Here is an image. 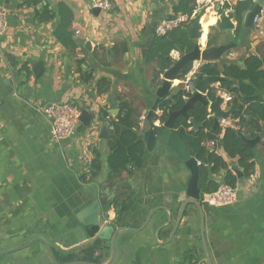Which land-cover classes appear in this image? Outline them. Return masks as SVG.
<instances>
[{"label":"crops","instance_id":"0c3cea01","mask_svg":"<svg viewBox=\"0 0 264 264\" xmlns=\"http://www.w3.org/2000/svg\"><path fill=\"white\" fill-rule=\"evenodd\" d=\"M44 1L51 9L57 10L59 3H65L71 10L73 47L56 40L53 30L57 17L38 22L34 7L23 0H0V7L8 12L7 31L0 36V251L42 237L58 258L96 242L92 259L98 264H206L195 206H187L172 232L181 203L187 197L190 171L167 147V129L156 134L157 143L152 151H146L142 167L129 176L122 175L134 195L131 208L117 222L110 204L100 219L101 226L138 228L149 211L158 208L148 223L139 231L125 228L117 233L112 260L109 242L105 240L88 239L65 246V235L78 225L81 209L95 199L105 205L107 201L103 199L107 198L110 203L111 196L101 191L108 174V136L100 137L103 128L108 135L106 120L117 114L121 102L129 101L141 114L139 132L148 129L144 117L163 76L154 62H146V51L154 40L157 22L176 15L173 5L178 0H111L110 10L97 12L88 0ZM236 1L196 0L189 26L198 17L201 28L199 38L193 40L201 50L220 45L226 49L216 58L192 62L186 76L195 79L196 70L205 61L216 63L221 69L224 63L242 66L249 55L264 60V6L252 28L243 25L248 9L236 34V21L225 6ZM254 4L252 0L251 7ZM222 11L234 24L230 41L216 25ZM171 55L180 57L177 51ZM100 78L109 81L108 89L102 93L96 90ZM184 81L185 77L176 79L171 86L176 91L184 87ZM211 90L221 100L219 110L226 113L230 106V101L224 99L227 93L219 83ZM54 102L78 104L91 116L90 124L80 123L70 137L54 141L50 124L39 110ZM103 109L108 112V119L102 118ZM208 111L214 118V111ZM155 124H160L158 119ZM255 126L246 129L247 133H257V126L261 128V139L254 146V169L249 176L217 142H203L230 168L234 167L236 175L234 203H202L204 235L212 264H264V122L255 120ZM94 150L100 155L101 169L96 177L84 181L82 177L89 169ZM225 174L226 169H219L211 178L221 183ZM163 207L172 211V221L155 236L168 217ZM83 256L78 259L90 257ZM44 257H48V252L36 241L1 256L0 264H52L42 261Z\"/></svg>","mask_w":264,"mask_h":264},{"label":"trees","instance_id":"16d2710c","mask_svg":"<svg viewBox=\"0 0 264 264\" xmlns=\"http://www.w3.org/2000/svg\"><path fill=\"white\" fill-rule=\"evenodd\" d=\"M28 5L34 7V18L38 22L51 21L58 18L55 23L53 34L59 42L67 47H73L74 41L70 33L72 22V12L65 3H59L57 10L51 9L44 0H23ZM252 0H238L233 5H227L230 8V15L236 21V34L241 28V21L244 13L251 7ZM196 7V0H178L173 5L174 14H186L192 16ZM188 25L175 27L163 36H155L153 42L146 51V62H154L157 71L167 70L175 60L171 52L177 51L180 55L192 51L195 48V41L190 37L186 28ZM192 62L186 63L177 79H183L191 70ZM205 75H221L224 78L220 81L222 90L231 96L230 105L233 107L230 116L239 120L242 128L235 129L227 126L222 127L219 123L214 125L213 118L209 116V111L200 102H195L193 107L188 110V114L200 123L196 129L192 128L184 117L178 116L174 121V131L184 143L188 153L198 162L197 186L200 195L210 193L216 190L218 182L211 178V174L219 169H226L225 183L234 184V167H229L227 162L215 151L207 149L203 142L213 140L224 150V152L237 160V166L242 170L245 176H249L254 169L255 148L247 145L243 138L255 137V131H248L247 126L256 128L255 120L264 122V60L257 55L245 57L243 65L234 63H224L219 69L216 63L208 61L203 62L196 70L194 77L202 78ZM109 81L107 78H100L96 84L98 93L105 92L108 89ZM191 95L190 91L179 87L174 94L165 99L159 106L160 115L158 120L160 124L154 127V133H161L162 123L168 116V111L179 109L186 97ZM206 99L213 101L214 93L210 90ZM105 120L108 112L100 111ZM140 111L129 101H123L119 105L117 114L106 120L108 129V148L107 158L108 174L101 191L108 192L111 196L112 205L116 221L122 214L127 212L134 203V195L130 185L123 180L122 175H131L134 171L140 169L143 164L146 149L143 141L138 139L137 133L140 131ZM264 147V141L262 142ZM101 169L100 155L93 151V158L90 161L89 169L84 181H88L97 176ZM108 202V199H103ZM96 242L87 245L80 251H71L63 253L58 259L70 261L90 256L89 259H78L95 262L92 259V253L96 249ZM57 254V253H56ZM59 257V256H58Z\"/></svg>","mask_w":264,"mask_h":264},{"label":"water","instance_id":"95a60500","mask_svg":"<svg viewBox=\"0 0 264 264\" xmlns=\"http://www.w3.org/2000/svg\"><path fill=\"white\" fill-rule=\"evenodd\" d=\"M263 6H264V0H255V4L252 7H250L245 14L243 20V25L245 27L248 28L254 27L255 25L254 17L259 14ZM92 9L95 12L100 11V9L98 8H92ZM216 25L219 30L226 32L227 39L229 41L233 39L234 35L232 30L234 29V24L231 21V18L227 14H225V12L222 11L219 14V17L216 21ZM200 28L201 27L200 24L198 23V17H196L192 22V24L186 28V31L188 32V34L192 39H198L200 36ZM198 46L199 45L196 44L195 48L192 51L180 55V57L178 59H175L172 66L168 68L166 71L161 70L163 79L161 81L160 86L157 87L153 103L150 105V108L144 117L148 125V129H146L143 132L137 133L138 139L143 141L144 147L148 152L152 151L157 143V135L154 133V127L158 126L157 124H155V121L158 119L160 115L157 114L159 111V106L165 99L169 98L172 94L176 92L172 88L171 83L177 79V76L180 73L182 67L188 62H194L198 59L208 60V59L216 58L226 49L225 45H220L217 47H209L204 50L199 49ZM223 78L224 77L221 75H205L202 78H195L194 89L191 92V95L184 99V102L179 109L174 111H168V116L166 120L162 123L163 129L169 130V133L166 136L167 147L169 148L170 151L175 153L181 161L185 163V165L188 167L190 171L189 179L187 181V186H186L187 197L181 203V206L177 214V218L173 225L172 232L176 231L181 218L186 213L187 206L188 205L195 206L200 218L199 233H200L206 264H212V262L208 253V248L204 235L205 213L202 202L200 200L201 197L200 190L197 186L199 163L194 157H192L188 153L184 143L182 142L180 137L175 133L174 121L176 117L182 116L189 123L192 124L193 129L198 128L200 126V123L197 122L188 114V110L192 108L194 103L197 101L202 103L205 107H207V109L214 111L215 114V117L213 118L214 125L218 124V119L220 117L229 116L233 108L231 105L228 107L227 112L223 113L219 110V103L221 101L220 99L215 98L213 101H208L206 99V95L211 90L212 86L216 83H220V81ZM90 120H91V116L85 110L82 109L80 115V123L84 126H88L90 124ZM107 136H108L107 131L105 128H103L100 132V137L107 138ZM260 139H261V128L259 126H257V133L255 137H253L252 139L243 138L244 142L251 147H254L260 141ZM238 175H241L239 171H238ZM109 207H110L109 202L103 205L100 203L98 199H95L94 201L86 205L83 209H81L77 214L78 225L74 227L72 230L68 231L65 235L66 236L65 241H67V243H65V246L68 247L71 244L75 246L78 245L79 243L87 241L88 239L105 240L109 242V246L111 249L110 260H112L114 256V242L117 233L125 228L132 231H139L148 223L153 213L158 209V208L151 209L143 225L138 228L124 227V226L114 227L111 225L101 226L100 219L101 217H103L105 211L109 209ZM163 208H165L168 211V217L166 222L156 230L155 236H157L160 228L170 224L172 221V211L167 207H163ZM36 241L41 242L45 246L48 252V257H44L42 261H45L47 263L51 262L52 264H98L96 262L78 260V259L60 262L55 253V250L49 245L48 241L42 237H34L29 241L23 243L22 245L4 251H0V257L13 253L17 250L26 248Z\"/></svg>","mask_w":264,"mask_h":264},{"label":"built area","instance_id":"2783aa9c","mask_svg":"<svg viewBox=\"0 0 264 264\" xmlns=\"http://www.w3.org/2000/svg\"><path fill=\"white\" fill-rule=\"evenodd\" d=\"M91 8H98L100 10H110L112 7L111 0H88ZM231 9L228 8L230 13ZM260 10L259 13H261ZM7 10L4 7H0V36L4 35L7 31ZM193 16V15H192ZM192 16L186 14H176L172 17H166L160 19L155 25V36H163L168 31L175 27L184 26L190 24ZM258 15L254 17V23L258 21ZM183 88L186 91L192 92L194 89V79L185 76ZM225 101H230L231 96L229 94L224 95ZM40 112L46 117L50 124V137L54 141H61L70 137L80 124V115L82 109L78 104L74 102H54L39 107ZM109 117L107 116L106 119ZM218 123L222 127H233L235 129H241V124L238 119L229 116H222L218 119ZM213 142V140L211 141ZM237 193L235 187L225 182L218 184L215 191L210 193H203L200 197L202 203L210 206H226L236 201Z\"/></svg>","mask_w":264,"mask_h":264}]
</instances>
